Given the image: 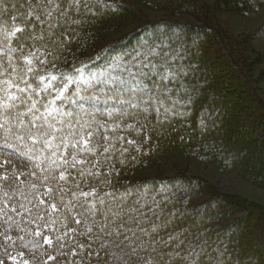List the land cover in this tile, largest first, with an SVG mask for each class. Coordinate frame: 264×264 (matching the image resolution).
Returning a JSON list of instances; mask_svg holds the SVG:
<instances>
[{"label":"trees","instance_id":"1","mask_svg":"<svg viewBox=\"0 0 264 264\" xmlns=\"http://www.w3.org/2000/svg\"><path fill=\"white\" fill-rule=\"evenodd\" d=\"M141 1L148 5L172 3L177 11L186 13L199 24L175 23L170 20L149 21L140 24L117 41L98 45L105 22L128 13L123 0H94L91 12L73 11L71 19L78 20L79 23L72 24L70 30H65L66 42L60 51V59L54 61L55 68L52 69L71 71L87 63L84 65L87 66L84 74H87L88 71L113 65L114 60L120 59L122 62L126 59L130 68H133L134 65L147 63L151 59L153 63L166 64L177 72L176 81L166 82L172 89L166 105L177 101L174 111L186 115H169L168 119H164L165 114L161 109L158 120L154 110L149 112L145 108L150 103L147 93H143L144 99H140L139 94L131 97L136 108L119 103L121 98L126 101L130 98L123 91L110 93L116 99L109 100L98 94V98L80 101L85 112L93 111L95 118L102 122L109 120L102 113L112 108L130 113V116L123 119L116 117L121 127L109 134L122 135L125 141L132 139L136 143L129 146L120 141L113 142L116 151L111 152L112 158L103 164L105 174L112 184L103 191H115L119 196L126 189L135 186L138 191L128 198L129 206L137 199L140 203L147 200L149 204L153 198L161 201L163 219H168V214L173 212L176 216L172 225L161 231L160 236L167 239L169 234L181 229L187 230L181 239H185L188 233L192 234L191 238L198 235V243L206 242L205 254L201 259H207L210 255L214 260L219 258L223 264H264V214L253 203L217 193L208 181L194 177L175 175L167 178H135V169L153 162L163 166L166 164L167 153L178 152L186 156L196 154L205 162L215 164L222 172L244 175L251 183L264 189V104L250 79L242 71L238 59H235L229 46L227 47L229 38L210 23L203 7L195 0ZM256 1L217 0L213 8H228L227 5L233 4L245 11ZM5 9L6 12L0 13V23L9 28L24 26L21 17L28 11V0H13ZM14 16L17 17L15 21L12 20ZM163 25V29L154 32ZM154 43L159 47L154 51L155 55L140 59L135 57V53L144 50L145 45L149 47ZM132 55L134 56L130 58ZM135 59L137 60L133 62ZM48 67L51 69L52 65L49 64ZM148 83L151 86V82ZM69 89L71 94L76 86L69 85ZM81 95L95 96V91L88 89L87 93L81 92ZM76 99L72 97L73 101ZM64 108L75 111L77 118L85 113L75 103H65ZM128 124L134 125V128H126L125 125ZM141 127L142 131L137 135L136 129ZM123 147H128L129 150L121 155L119 150ZM137 147L139 151L136 150ZM121 160L125 163L121 164ZM110 168L114 170L109 174ZM21 179L30 182L34 178L22 176ZM145 192L147 194L141 196ZM203 194L206 196H202ZM116 203L112 206L115 207ZM85 230V224L78 227L80 232ZM15 232L12 230L10 234L15 236ZM46 232L48 231L45 230L43 235ZM76 243H91L89 251L93 255L87 259V264H108L107 245L95 239L93 233L91 236H78ZM15 251H23V259L31 260L32 255L27 254L24 249L16 248ZM70 252L71 247L61 249L58 246L56 251L48 250L43 259H47V255H53L57 260L49 261L48 264H65L73 259ZM143 253L148 254L147 251ZM9 257L11 255L0 256V261L3 264H21V261H13ZM75 259L79 262L80 256L77 255Z\"/></svg>","mask_w":264,"mask_h":264},{"label":"snow or ice","instance_id":"2","mask_svg":"<svg viewBox=\"0 0 264 264\" xmlns=\"http://www.w3.org/2000/svg\"><path fill=\"white\" fill-rule=\"evenodd\" d=\"M93 3L94 0H28V11L21 17L23 27L9 28L0 23V237L6 244L19 241L20 247L32 254L29 260L23 259V251L19 252L21 264H36V252L44 245L61 249L71 247L73 259L65 264H87V259L93 255L89 251L91 243L77 244L76 238L91 236L94 228L104 236L116 237L120 244L130 248V255L147 251L148 259L144 264H223L219 258L214 260L210 255L201 259L206 242L198 243L199 236L191 238V233L181 239L186 229L169 234L167 239L160 236L176 216L173 212L164 220L161 201L153 198L149 204L147 200L140 203L137 199L129 206L128 198L138 191L135 186L119 196L115 191H103L112 184L103 164L112 158L110 153L116 151L113 142L120 141L129 146L136 143L132 139L125 141L122 135L109 134L121 127L116 117L123 119L130 113L112 108L102 113L108 121L102 122L94 116L91 120L77 118L75 111L64 108L65 103H75L81 112H85L80 101L98 97L82 96L81 92L87 93L88 89L107 83L104 77L108 70L88 71L87 76L84 74L87 66L71 71L52 70L66 42L65 30L79 23L71 19L73 11L91 12ZM3 4L4 0H0V13L7 11ZM16 19L12 17L13 21ZM149 55H155L154 49ZM122 71L127 72L126 78L111 77L117 93L130 94L129 100H119L122 106L128 104L136 108L131 97L141 94L139 98L144 99L143 93H147L150 103L145 108L149 112L154 110L158 120L161 109L164 119L169 115H186L174 111L177 101L166 105L172 91L166 82L178 78L173 68L149 59L147 63L140 62ZM81 84L86 87L81 88ZM69 85L76 86L71 94ZM72 97L77 99L73 101ZM107 99H116V96ZM125 127L133 129L134 125ZM142 127L136 129L137 135ZM128 150L123 147L119 151L123 155ZM113 170L108 169V173ZM22 176L34 179L26 182ZM26 183L27 192L24 191ZM114 203L115 207L112 206ZM86 221L89 222L86 230L78 231ZM61 228L66 229L61 235L51 238L43 235L45 230L55 233ZM12 230L22 234L13 238ZM26 236L33 237L32 241H26ZM39 255H46V250ZM77 255L79 262L75 259ZM9 258L17 260V257ZM56 260V256L47 255V259H41L39 264Z\"/></svg>","mask_w":264,"mask_h":264},{"label":"rangeland","instance_id":"3","mask_svg":"<svg viewBox=\"0 0 264 264\" xmlns=\"http://www.w3.org/2000/svg\"><path fill=\"white\" fill-rule=\"evenodd\" d=\"M11 1L13 0H4L5 6L3 4V8H6V5L11 3ZM216 1L217 0H195L196 3L201 4L203 7L202 9L205 17L210 20V23L216 26L223 35L229 38L227 47L229 46L235 59H238L237 61L242 66V71L248 76L257 95L264 104V0H257L245 11L236 8L233 4L227 5L229 6L228 8H213V6L217 4ZM123 3L128 14L116 16L105 22L103 25V36L100 42H98V45L100 43L103 45L117 41L136 29L140 24L148 23L149 21L170 20L175 23L188 22L191 24H199L197 20L191 18L186 13L177 11L172 3L148 5L141 0H123ZM163 28L164 25L157 28L154 32ZM157 48H159L157 43L149 45V47L145 45V49L135 53V57H137V59L147 57L150 50L154 49L155 51ZM133 56L134 55L130 56V58ZM119 60H114V64L111 65V67L105 66L103 68L91 70V72L108 70L104 77L108 82L96 88L89 89L95 91L96 97H98V94H101L102 97L104 96L107 98L110 96L111 92L117 93L116 85L111 82V77H127V72H123L122 69L126 67L130 68L128 60L124 59L122 62ZM86 64L87 63H84L83 66ZM85 76H87V74H85ZM81 86L85 85L81 84ZM126 95L130 94L126 92ZM89 112L90 114L86 115L84 113L79 118L91 120L95 113H93V111H88L86 113ZM165 157L166 164L163 166L157 162H153L151 165L135 169V178H167L175 175L198 178L208 181L211 188L217 193L227 195L232 199L253 203L264 214V189L251 183L246 176L236 172L224 173L215 164L205 162L196 154L186 156L178 152H170L167 153ZM24 191L27 192V183L24 186ZM203 192L204 191H202V193ZM202 196L206 195L203 194ZM88 226L89 222L86 221L85 227L87 228ZM63 231L65 230L60 229V231L55 233L48 231L45 235L51 238L54 235H61ZM15 233L16 235L22 234ZM93 235L94 237L99 236L100 238L98 240L107 245L109 251L108 264H144V261L148 259V254L143 253V251H138L135 255H130V248L126 247L125 244H120V240L116 239V237L104 236L95 228L93 229ZM15 236H13V238H15ZM0 238V256L11 255V257H17L16 261L20 262L21 258L18 256V252L15 251L16 248H21L20 242L17 241L15 244L8 242L6 244L3 238ZM32 239L33 237L31 236L25 237V240L28 242L32 241ZM120 239L123 238L121 237ZM137 243H139V241H137ZM30 247L31 244L29 243V248ZM57 248L58 246L55 248H48L47 245H44V248L37 250L36 263L43 259V257L39 255L40 252H44L45 250L46 253L48 250L56 251ZM24 251L32 255L28 249H24Z\"/></svg>","mask_w":264,"mask_h":264}]
</instances>
